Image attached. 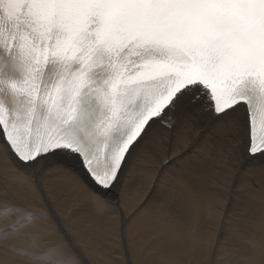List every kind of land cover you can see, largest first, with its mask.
I'll list each match as a JSON object with an SVG mask.
<instances>
[{
	"label": "snow or ice",
	"instance_id": "1",
	"mask_svg": "<svg viewBox=\"0 0 264 264\" xmlns=\"http://www.w3.org/2000/svg\"><path fill=\"white\" fill-rule=\"evenodd\" d=\"M211 153L225 158L221 196L264 177V0H0V162L31 177L48 209L0 201V264H88L43 176H70L110 216L126 188L143 204L162 176L197 175ZM145 160L146 195L128 184Z\"/></svg>",
	"mask_w": 264,
	"mask_h": 264
},
{
	"label": "bare ground",
	"instance_id": "2",
	"mask_svg": "<svg viewBox=\"0 0 264 264\" xmlns=\"http://www.w3.org/2000/svg\"><path fill=\"white\" fill-rule=\"evenodd\" d=\"M211 156V160L199 166L197 175L171 170L172 175L162 176L153 195L143 204V196L137 188H126L121 193L119 213L110 216L93 206L90 195L66 174L53 171L43 176L40 184L83 256L86 258V253L94 258L92 262L86 258L88 264L124 263L117 243L120 214L127 220L124 243L133 251L131 254L135 257L136 251L144 255L153 253V256H144L146 259L129 258V264L141 261L145 264H221L224 259L232 264H264V177L241 178L230 197L227 190L221 196L217 165H223L225 158L217 153ZM150 164L151 161H138L128 181L129 185L139 181L145 188V195L146 189L151 188ZM249 179L255 188L249 186ZM5 199L23 204L32 211L48 212L32 178L0 162V201ZM134 209L139 210L133 214ZM237 216L242 225L231 223ZM38 223L46 229L55 227L51 222ZM221 224L220 243L217 244L211 228L216 226L219 230ZM109 233L114 235L109 238ZM237 238L242 243L240 250L235 247ZM60 239L50 235L44 242L56 243ZM100 243L105 249L116 251L101 254L96 247ZM128 250L124 252L130 257ZM18 264L26 262L21 260Z\"/></svg>",
	"mask_w": 264,
	"mask_h": 264
},
{
	"label": "rangeland",
	"instance_id": "3",
	"mask_svg": "<svg viewBox=\"0 0 264 264\" xmlns=\"http://www.w3.org/2000/svg\"><path fill=\"white\" fill-rule=\"evenodd\" d=\"M243 218H244V217H241L242 222L245 221V219L243 220ZM235 220H237V221H235ZM235 220H233L231 223L234 224V223L236 222V225H237V226H238V225H242V223H241V222L239 221V219H238V216L235 217ZM237 241H240V243L237 242ZM75 242H76V240H75ZM237 243L239 244V246L237 245ZM76 244H78V243L76 242ZM108 244H109V243H108ZM124 244H125V246H124L123 248L120 247L121 251H122L123 254H124V255H123V254L120 255V256H121V259L124 261V263L126 262L127 264H129V261H128L129 258H131V259H132V258H136V259H140V260H141L142 258H143V259H144V258H145V259L147 258V257H144V256H149V255L153 256V255H152V254H153L152 252H149V254H148V253H145V255H144V254H141L139 251H136V252H134V253H136V254H135V257H134V256H133L134 254H133V253L131 254V252H133V251L127 246L126 243H124ZM129 245H130V244H129ZM235 245H236L235 247H236L237 249H238V247H239L238 250H240V246L242 245L241 240H239V239L237 238V240L235 241ZM127 247L129 248V250H128ZM125 248H126V250H124ZM127 250L129 251V253H130V255H131L130 257L127 256V255L125 254V252H127ZM124 251H125V252H124ZM138 252H139L140 254H138ZM127 253H128V252H127ZM150 253H151V254H150ZM137 254H138V256H136ZM84 255H86V258H87V259H89V262H92V261H91L92 259L94 260V258H93L92 256L89 257V255H87L86 253H85ZM118 255H119V254H118ZM120 256H119V257H120ZM139 256H140V257H139ZM141 256H142V257H141ZM91 258H92V259H91ZM127 261H128V262H127ZM144 262H145V261H141V262H137V263H135V264H145ZM124 263H122V264H124ZM126 263H125V264H126ZM90 264H91V263H90Z\"/></svg>",
	"mask_w": 264,
	"mask_h": 264
}]
</instances>
